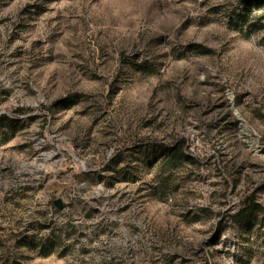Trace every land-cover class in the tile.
Segmentation results:
<instances>
[{
  "label": "rangeland",
  "instance_id": "obj_1",
  "mask_svg": "<svg viewBox=\"0 0 264 264\" xmlns=\"http://www.w3.org/2000/svg\"><path fill=\"white\" fill-rule=\"evenodd\" d=\"M260 8L0 0V264H264ZM178 138L194 163L167 194L93 180Z\"/></svg>",
  "mask_w": 264,
  "mask_h": 264
},
{
  "label": "trees",
  "instance_id": "obj_2",
  "mask_svg": "<svg viewBox=\"0 0 264 264\" xmlns=\"http://www.w3.org/2000/svg\"><path fill=\"white\" fill-rule=\"evenodd\" d=\"M262 3L264 0H244L243 20L247 22L255 11L261 9ZM187 143L186 138L174 139L170 143L157 140L145 142L144 146L140 147V157L136 159L133 166L116 170L115 166L119 165L121 160H119L120 154H115L104 167V170L112 174L104 175L98 172L93 180L109 183L118 176L133 181L142 177H151L159 190L167 194L168 191L174 190L178 183H181L183 179L181 174L184 171L190 174L188 170H184L185 164L194 163V159L186 150ZM247 200V206L235 215L236 219H249L256 212L258 205L255 201V194H250Z\"/></svg>",
  "mask_w": 264,
  "mask_h": 264
}]
</instances>
